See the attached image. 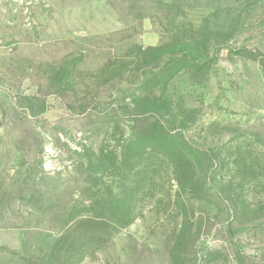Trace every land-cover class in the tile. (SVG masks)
<instances>
[{
    "label": "rangeland",
    "instance_id": "obj_1",
    "mask_svg": "<svg viewBox=\"0 0 264 264\" xmlns=\"http://www.w3.org/2000/svg\"><path fill=\"white\" fill-rule=\"evenodd\" d=\"M0 264H264V0H0Z\"/></svg>",
    "mask_w": 264,
    "mask_h": 264
}]
</instances>
